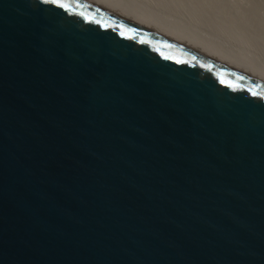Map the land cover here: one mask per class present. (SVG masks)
<instances>
[{
	"label": "water",
	"instance_id": "1",
	"mask_svg": "<svg viewBox=\"0 0 264 264\" xmlns=\"http://www.w3.org/2000/svg\"><path fill=\"white\" fill-rule=\"evenodd\" d=\"M58 2L0 0V264H264V56Z\"/></svg>",
	"mask_w": 264,
	"mask_h": 264
},
{
	"label": "bare ground",
	"instance_id": "2",
	"mask_svg": "<svg viewBox=\"0 0 264 264\" xmlns=\"http://www.w3.org/2000/svg\"><path fill=\"white\" fill-rule=\"evenodd\" d=\"M138 1L143 2V0ZM155 1L160 9L166 12H168V9L170 11V13L168 12L169 14L180 19L181 17L185 16L187 17V19L184 21H187L200 29L203 28L199 27L200 21L205 20L206 26L208 28H221L227 32H232V36L226 37L224 39L246 50L251 51L250 47L244 46V44L251 45L253 43L255 35L264 40V23L262 24V27L259 25L262 16H260V14L256 10H254L251 14L249 10L242 11V13L246 15L247 20L251 23V26L247 30H244L243 23H234L233 16L236 13L233 12L229 8V6L226 7L223 0H198L199 4L196 6L197 10L194 13L183 8L184 5L189 7V3L184 2V0ZM211 3L212 5H216V7L208 8L207 6ZM243 20L244 19L242 17V21ZM202 30L206 31L205 28ZM233 34L239 37L237 41L233 40ZM259 52L260 53L257 54L264 56V45L261 47V50Z\"/></svg>",
	"mask_w": 264,
	"mask_h": 264
},
{
	"label": "rangeland",
	"instance_id": "3",
	"mask_svg": "<svg viewBox=\"0 0 264 264\" xmlns=\"http://www.w3.org/2000/svg\"><path fill=\"white\" fill-rule=\"evenodd\" d=\"M224 1V5L227 7L229 6V8L235 12L236 14L233 16V21L234 23L237 24H242L243 23V27L244 30H247L250 26L251 23L247 20L246 15H244L242 13L243 10H249L250 14L256 10L261 17L260 23L259 25L262 27V24L264 23V0H223ZM144 3H148L152 6H155L157 8H160L157 6V3L155 0H143ZM184 2H188L189 3V7L184 5L183 8H185V10L190 11L192 13L196 12L197 8L196 6L199 4L198 0H184ZM208 8H213L216 7V5H212L209 4L207 6ZM167 11L170 13V11L167 9ZM242 17H243V21H242ZM182 20H186L187 17L183 16L181 17ZM199 27H203L202 29H206V31L213 33L215 35H218L220 37L226 38V37H230L232 36V32H227L221 28H208L206 26V22L205 20H201L199 23ZM238 36L233 34V40L237 41L238 40ZM264 45V40L260 39L259 37H257L255 35V38L253 40V43L251 45L248 44H244V46H249L250 50L255 52V53H260L259 51L261 50V47Z\"/></svg>",
	"mask_w": 264,
	"mask_h": 264
},
{
	"label": "snow or ice",
	"instance_id": "4",
	"mask_svg": "<svg viewBox=\"0 0 264 264\" xmlns=\"http://www.w3.org/2000/svg\"><path fill=\"white\" fill-rule=\"evenodd\" d=\"M45 2H49V0H45ZM50 2L55 4L57 7H60V8L66 7L63 3H59L58 0H50Z\"/></svg>",
	"mask_w": 264,
	"mask_h": 264
}]
</instances>
